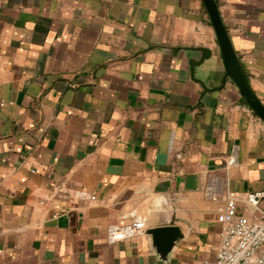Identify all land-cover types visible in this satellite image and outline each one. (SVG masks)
<instances>
[{
    "label": "crops",
    "instance_id": "1",
    "mask_svg": "<svg viewBox=\"0 0 264 264\" xmlns=\"http://www.w3.org/2000/svg\"><path fill=\"white\" fill-rule=\"evenodd\" d=\"M216 1L264 104V0ZM225 75L202 0H0V264L214 261L211 196L256 220L264 192V122ZM139 219L180 228L167 260L110 243Z\"/></svg>",
    "mask_w": 264,
    "mask_h": 264
},
{
    "label": "built area",
    "instance_id": "2",
    "mask_svg": "<svg viewBox=\"0 0 264 264\" xmlns=\"http://www.w3.org/2000/svg\"><path fill=\"white\" fill-rule=\"evenodd\" d=\"M212 201L220 202L217 207V220L222 224L220 248L214 261L207 264H264V192H250L243 203L259 212L252 220L240 212V201L232 196L220 198L211 196ZM143 219L128 225L112 226L109 229L110 243L131 239L147 229Z\"/></svg>",
    "mask_w": 264,
    "mask_h": 264
},
{
    "label": "water",
    "instance_id": "3",
    "mask_svg": "<svg viewBox=\"0 0 264 264\" xmlns=\"http://www.w3.org/2000/svg\"><path fill=\"white\" fill-rule=\"evenodd\" d=\"M204 6L210 16L211 23L215 29L217 35V42L221 49L223 62L225 65L226 75L223 78L222 86H224L228 79H231L239 88L241 96L245 99V102L253 110V112L264 122V104L260 101L256 93L254 92L249 82L247 73L242 65L237 52L235 51L229 31L227 30L219 10L216 0H202ZM211 55L210 51H207L206 55L199 62H190L191 76L195 79V70ZM212 89L208 91H215ZM141 234H146L152 237L153 246L157 250L162 260H167L173 249L183 239V234L179 227L167 226L161 228H154L144 230Z\"/></svg>",
    "mask_w": 264,
    "mask_h": 264
}]
</instances>
